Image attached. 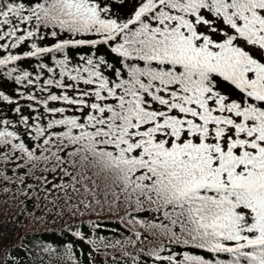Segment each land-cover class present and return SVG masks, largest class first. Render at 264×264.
<instances>
[{
  "label": "snow or ice",
  "instance_id": "obj_1",
  "mask_svg": "<svg viewBox=\"0 0 264 264\" xmlns=\"http://www.w3.org/2000/svg\"><path fill=\"white\" fill-rule=\"evenodd\" d=\"M0 203L111 264H264V0H0Z\"/></svg>",
  "mask_w": 264,
  "mask_h": 264
},
{
  "label": "trees",
  "instance_id": "obj_2",
  "mask_svg": "<svg viewBox=\"0 0 264 264\" xmlns=\"http://www.w3.org/2000/svg\"><path fill=\"white\" fill-rule=\"evenodd\" d=\"M108 225V228L101 229V234L111 237L112 233L110 229L116 227L112 220L105 219L100 221ZM62 221L49 219L46 223H36L29 221L27 217L17 218L15 216L14 205H4L0 203V231H3L6 235L5 243H16L20 239V234L28 233L27 247L32 248L35 255L29 256L28 259L32 260L34 264L37 261L43 260V264H48L49 256L47 253H43V247L51 244L54 248H57L59 252H63L67 243L76 241L73 247L75 256L83 261L84 264H88L86 255L89 251L93 252L95 256V264H103L107 260L108 264H111V257L113 253L108 252L105 256V252L108 250H101L100 253H96L91 249V246L84 242H81L79 238H74L71 234L62 232ZM151 238V237H150ZM27 249L21 248L19 252L23 254ZM55 264V262H53ZM67 264H73L72 261H68Z\"/></svg>",
  "mask_w": 264,
  "mask_h": 264
}]
</instances>
